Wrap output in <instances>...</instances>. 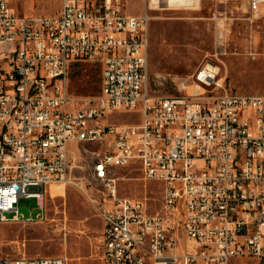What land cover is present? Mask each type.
I'll use <instances>...</instances> for the list:
<instances>
[{
  "label": "built area",
  "instance_id": "built-area-1",
  "mask_svg": "<svg viewBox=\"0 0 264 264\" xmlns=\"http://www.w3.org/2000/svg\"><path fill=\"white\" fill-rule=\"evenodd\" d=\"M247 13L262 18L264 0H247ZM151 19L148 11L125 13L121 0H64L51 15L22 14L0 0V221L44 218L51 185L77 184L72 145L102 139L92 150V185L103 186V264H232L242 257L264 264V94L228 88L214 61L193 74L191 91L152 94ZM80 60L101 66L95 95L70 89L69 69ZM134 109L141 122L109 119ZM133 162L144 179L163 185L160 211L120 194L116 168ZM21 196L35 197L43 212L22 214ZM0 264L69 259L0 257Z\"/></svg>",
  "mask_w": 264,
  "mask_h": 264
},
{
  "label": "rangeland",
  "instance_id": "rangeland-1",
  "mask_svg": "<svg viewBox=\"0 0 264 264\" xmlns=\"http://www.w3.org/2000/svg\"><path fill=\"white\" fill-rule=\"evenodd\" d=\"M125 13L152 15L149 49V87L152 94L181 95L193 87L192 76L207 61L221 66L220 77L228 88L264 94V16L248 18L247 0H121ZM22 14L60 12L64 0H9ZM223 37H219L220 31ZM75 94L95 95L102 83L101 66L80 60L69 69ZM182 81L187 85L184 87ZM113 122H141L140 109L113 111ZM99 142L74 143L70 156L76 183L51 186L44 199V218L33 221H0V257L64 255L69 264H103V198L92 173ZM121 195L138 197L151 212L163 205V185L144 179L139 163L116 168ZM82 182V183H80ZM56 184V183H55ZM83 185L87 192L82 190ZM19 209L37 218L43 210L35 197L21 196ZM232 264H262L257 257H242Z\"/></svg>",
  "mask_w": 264,
  "mask_h": 264
},
{
  "label": "bare ground",
  "instance_id": "bare-ground-1",
  "mask_svg": "<svg viewBox=\"0 0 264 264\" xmlns=\"http://www.w3.org/2000/svg\"><path fill=\"white\" fill-rule=\"evenodd\" d=\"M81 142H99V143L103 144L102 139L81 140L80 143ZM95 155H96V153H95ZM96 165H97V158L95 157V159L93 160V164H92V173L95 177H96ZM58 185H60V184H58ZM54 186L56 187L57 184L54 183Z\"/></svg>",
  "mask_w": 264,
  "mask_h": 264
},
{
  "label": "crops",
  "instance_id": "crops-1",
  "mask_svg": "<svg viewBox=\"0 0 264 264\" xmlns=\"http://www.w3.org/2000/svg\"><path fill=\"white\" fill-rule=\"evenodd\" d=\"M158 1V0H157ZM149 4L152 6V7H155L156 6V2L154 3L153 0H149Z\"/></svg>",
  "mask_w": 264,
  "mask_h": 264
}]
</instances>
